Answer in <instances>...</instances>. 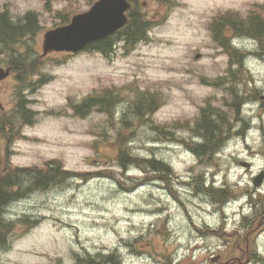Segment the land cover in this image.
Returning <instances> with one entry per match:
<instances>
[{"label": "rangeland", "instance_id": "374dc122", "mask_svg": "<svg viewBox=\"0 0 264 264\" xmlns=\"http://www.w3.org/2000/svg\"><path fill=\"white\" fill-rule=\"evenodd\" d=\"M94 1L0 0V11L18 21L34 12L41 28L17 54L1 59L19 65L16 59L21 56H32L34 50L38 54L45 30L86 10ZM134 1L150 20L151 27L143 25V37L142 29H128L132 43L107 56L88 51L52 53L39 58L32 76H21V81L10 77L0 84L5 110L0 112L3 159L11 158L13 165L28 168H44L57 161L70 172L68 179H59L52 187L24 190L22 198L9 207L6 214L13 222L0 246V264H80L81 256L87 263L91 254L111 251L117 255L111 264H176L180 260L181 264H214L213 257L224 259L231 235L243 230L238 214L244 199L228 201L222 209L212 198L203 203L189 189L196 188L192 176L202 174L204 182L236 198L254 188L251 178L264 169L263 133L253 130L245 138L232 137L225 121L231 117V94L238 84L252 79L258 89L249 90L248 98L258 100L249 101L243 110L251 123L260 122L264 63L249 59L245 64L249 72L243 76L217 48L210 29L215 14L244 12L264 0H178L176 5L164 0ZM240 44L252 47L247 42ZM116 89L121 98L117 113L93 110L80 116L74 108L88 95ZM138 90L161 97L154 121L178 128L176 133L155 132L148 125L140 127L141 122L133 132H122L121 111ZM20 94L23 105L32 110L26 119L16 110ZM204 102H211L220 113L229 139L208 159L194 154L192 146L173 141L178 135L191 138L189 131L180 128L189 122L186 119L197 116ZM7 125L10 138L6 137ZM115 137L124 143L133 140L134 154L167 162L173 170L172 186L163 185L145 163L123 166L116 155ZM244 161L251 166H242ZM256 192L264 194V186ZM178 199L193 210L191 219L186 220ZM254 241L264 258V231ZM183 243H190L191 249L182 250L179 245ZM246 264L261 263L248 260Z\"/></svg>", "mask_w": 264, "mask_h": 264}, {"label": "trees", "instance_id": "16d2710c", "mask_svg": "<svg viewBox=\"0 0 264 264\" xmlns=\"http://www.w3.org/2000/svg\"><path fill=\"white\" fill-rule=\"evenodd\" d=\"M29 15L26 16L28 18ZM28 24L24 20L22 23L15 22L10 19L7 13L0 12V50L16 52L15 46L19 42V37L23 38L28 35ZM146 26V23H142ZM142 25V37L144 36ZM35 27V26H34ZM130 27H132L130 25ZM36 29V27H35ZM128 37V35H127ZM110 38H105L97 41L91 46H95L101 51H108L111 49ZM152 102V100H150ZM148 102L146 96H142L138 103L135 105V113L141 115L142 109L150 108L151 102ZM96 106L104 107L108 110L111 106V96L109 94H104L101 97H88L84 100L81 108H92ZM199 133L203 137L201 143L196 144L194 151L198 154L205 155L214 152L219 144L217 139V123L213 118L212 113L208 109H204L201 116V123L199 125ZM140 161V159H139ZM141 163L149 165L154 169V173L157 174L161 180L167 181L170 174V168L167 164L162 161L156 160L154 158H147V160H141ZM64 174V172L57 166H50L46 171L32 169H9L3 167L0 164V246L5 244L6 241V230L11 224V220L6 217V210L13 201L21 198L24 189L23 184L29 179L33 182V186L40 188L45 187L44 185L52 182L55 177ZM195 180V179H194ZM41 183V184H40ZM206 188L201 186L200 190L205 193L206 196L212 198L214 202L220 205L226 203L231 197L229 191L224 188L214 190L208 183H205ZM263 203L258 204L254 210V215L256 217L262 215ZM255 225V224H254ZM264 225V223H263ZM243 230L240 234H232V240L228 245L226 252L224 254V259L220 261V264H242L246 260V256L252 261L259 260L264 261L256 253L254 237L257 234L256 228L251 223L246 221L243 223ZM264 228V226H262ZM240 255V256H239ZM114 253H110L106 256H91L87 260V264H109L114 259H116Z\"/></svg>", "mask_w": 264, "mask_h": 264}, {"label": "water", "instance_id": "95a60500", "mask_svg": "<svg viewBox=\"0 0 264 264\" xmlns=\"http://www.w3.org/2000/svg\"><path fill=\"white\" fill-rule=\"evenodd\" d=\"M113 1L99 0L90 10L73 16L69 25L47 32L44 53L49 50L78 51L89 41L105 36L124 24L126 21L122 12L126 6L123 4L121 7L113 9ZM7 74L8 71L4 72L0 68V79ZM263 178L264 171L258 174L254 184L259 186Z\"/></svg>", "mask_w": 264, "mask_h": 264}, {"label": "flooded vegetation", "instance_id": "af4514ba", "mask_svg": "<svg viewBox=\"0 0 264 264\" xmlns=\"http://www.w3.org/2000/svg\"><path fill=\"white\" fill-rule=\"evenodd\" d=\"M262 222V219H260L259 224Z\"/></svg>", "mask_w": 264, "mask_h": 264}, {"label": "bare ground", "instance_id": "6f19581e", "mask_svg": "<svg viewBox=\"0 0 264 264\" xmlns=\"http://www.w3.org/2000/svg\"><path fill=\"white\" fill-rule=\"evenodd\" d=\"M208 197V196H207Z\"/></svg>", "mask_w": 264, "mask_h": 264}]
</instances>
